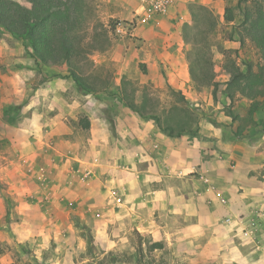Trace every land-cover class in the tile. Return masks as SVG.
<instances>
[{
  "label": "rangeland",
  "instance_id": "374dc122",
  "mask_svg": "<svg viewBox=\"0 0 264 264\" xmlns=\"http://www.w3.org/2000/svg\"><path fill=\"white\" fill-rule=\"evenodd\" d=\"M96 2L99 26L90 30L88 40L100 42L104 49L90 52L86 58L78 61L77 73L85 87L80 86L70 77L68 66L44 70L26 52L21 41L7 34L1 35L0 174L13 155L17 160L33 156L35 151L32 150L33 146L42 147L39 155L47 162L59 160L65 165H73L80 161H87L95 164L94 166L102 164L100 155L94 157L95 154L91 149L90 129H85L81 121L88 119L85 113L87 107L93 108V111L103 110L106 114L107 128L117 139L119 124L113 112L121 108V104L124 105L126 99L135 101L140 106L147 104L152 115L162 116L164 125L170 124L176 130H180L181 126H188L190 133L186 135L190 138L197 137L200 140L203 138L201 133L203 127L214 126L223 131L221 140L224 145H233L232 149H234L237 144L243 147L247 144L248 156L255 154V157L260 158L264 154V142H262L264 130L259 129L261 125L259 127L257 125L261 112H256L252 116L250 114L252 103L242 98L237 100L234 107H229L222 91L219 92V99H217L214 96V87L199 88L190 76L189 54L195 49V41L210 42L209 52H213L217 82L221 84H225L229 78L225 71L226 57H231L239 64L243 61L259 62V57L250 43L241 45L237 35L233 34V25L225 23L224 20L226 7L236 8L239 0H218L213 6L206 7L214 13L218 21V26L213 31L210 30L209 24L202 23L206 16L200 8L205 6L200 4L189 6L188 11L192 21L189 24L183 23L181 26V38L185 43L183 53L190 78V83H187L184 90L173 89L170 86L157 88L148 64L143 63V57L138 54L144 52L141 49L147 51L154 45V42L137 32L139 25L143 28L147 26L142 24V20L147 15L140 16L142 10L137 9L138 1L96 0ZM176 3L177 0L164 16H150L151 20H156L160 32L168 30L169 26L160 20L174 9ZM236 13L238 17V12ZM193 14L197 16L196 22ZM118 26L124 27L126 33H117ZM127 58H129L128 61L124 63ZM163 73L166 77L164 71ZM182 76L185 81L187 75ZM25 84L39 87L38 89L45 94L31 93L25 88ZM51 95L67 101L74 111L70 112L63 107L59 108L61 111L55 109L51 104L52 99L49 97ZM262 102L264 105V100ZM36 112L43 116V119L33 121L32 119L36 118ZM233 114L239 118L236 122H233ZM219 115L229 117L232 121H228L226 125ZM53 117L58 119L53 122L51 121ZM36 127H43L45 132H41L40 136H28L23 133L26 129ZM49 127L55 129L54 133L47 132ZM98 130L101 131L100 122ZM14 145L26 148L27 151L23 152L22 158L12 152ZM231 164L233 167V162ZM81 169L79 173L84 174L85 168L81 167ZM229 170L232 173L227 182L233 180V170L231 168ZM246 173L247 171L241 172L237 177L239 179L243 177L245 180ZM114 176L113 170L105 175L112 182L116 179ZM17 181L20 188L24 189L23 193H36L37 185L26 182L20 176L17 177ZM214 185L202 184L200 188L196 187V191L205 190L208 194L211 190L217 196L221 211L216 224L223 229L237 226L236 231L242 238L249 239L246 235L248 230L253 241L256 243L260 240L264 241V207H261L260 202H254L249 208V213H245L246 202L227 198L228 192ZM114 187L111 185V188L116 190ZM18 192L22 194L20 189L11 188L6 181L0 180L1 197L12 198V194ZM210 202H213L212 199L206 201V205ZM233 207L238 209L239 214L233 215ZM254 207H257L255 215L250 218L248 215ZM122 219L118 218L116 222V218L107 220L99 216L87 218L85 215L71 213L68 231L50 232L44 235L29 234L11 227H0V264H112L110 253L118 254V262L115 264H138L140 260V264H191L185 257H179L177 251L170 246H165L162 251L148 253V246L156 243L152 235L141 232L134 224L122 227L120 224ZM184 219L182 217L181 221L185 222ZM8 220L9 224L13 221L21 223L15 216L14 219L9 217ZM3 223H6V219ZM204 223L208 224L209 218H205ZM242 223L246 225L248 223V226L243 224L247 229L237 230L242 228ZM252 238L250 237L251 240ZM196 244H188V246L203 248ZM141 247L144 251L142 256L139 254ZM212 250V248L209 249V251Z\"/></svg>",
  "mask_w": 264,
  "mask_h": 264
},
{
  "label": "crops",
  "instance_id": "0c3cea01",
  "mask_svg": "<svg viewBox=\"0 0 264 264\" xmlns=\"http://www.w3.org/2000/svg\"><path fill=\"white\" fill-rule=\"evenodd\" d=\"M216 1L177 0L174 9L160 20L169 26L167 31L160 32L156 20L152 21L149 16L142 20V24L147 26L143 28L139 25L137 32L154 45L147 51L141 49L144 52L138 54L143 57V63L148 64L157 88L170 86L184 90L190 83L181 26L192 21L188 11L191 4L211 7ZM183 74L187 75L185 81ZM25 88L31 93L45 94L32 84H25ZM49 97L55 109L61 111L59 108L63 107L74 111L64 99L54 95ZM36 113L33 121L43 119ZM85 113L91 122V149L94 157L100 155L102 164L94 166L87 161L73 165H65L59 160L47 162L45 158H40L42 147L39 146H33V156L22 158L26 148L14 145L12 152L22 159L17 160L15 155L9 158L0 180L6 181L11 188L20 189L22 194L13 193L12 198L0 196V227L44 235L68 231L71 213L87 218H116V222L118 218H123L122 227L134 224L141 232L152 235L156 243L163 242L166 247L175 249L179 257H185L191 264H264V241H253L250 231L246 230L248 223H242V228L237 230L245 228L249 239L237 233V226L220 228L216 224L221 211L217 196L211 190L208 194L205 190L196 191V187L200 188L202 184H215L228 192L227 198L246 202L245 213H249L254 202H260L264 207V154L260 158L255 154L248 156L247 144H244L245 147L237 144L234 149L233 145H224L221 140L223 131L214 126H204L200 140L189 135L169 137L154 119L143 118L122 104L113 112L119 124L116 139L107 128L103 110L93 111V108L87 107ZM219 117L226 125L232 121L226 116ZM57 119L53 117L51 121ZM47 129L48 133L55 131L53 127ZM24 131L28 136H40L41 132H45L43 127ZM81 167L85 168L84 174L79 173ZM229 168L233 170V180L227 182L232 173ZM111 170L116 176L113 182L105 177ZM246 171L245 180L237 177ZM18 176L37 185L36 193H23ZM209 199L213 201L210 206L206 205ZM256 209L254 207L248 215L250 218L254 217ZM234 214H239V211L233 207ZM14 216L21 223L13 221L9 224L8 218L14 219ZM182 217L185 222L181 221ZM205 218H209L208 224L204 223ZM5 219L6 223H3ZM188 244L203 248H191ZM210 248L213 250L209 251Z\"/></svg>",
  "mask_w": 264,
  "mask_h": 264
},
{
  "label": "trees",
  "instance_id": "16d2710c",
  "mask_svg": "<svg viewBox=\"0 0 264 264\" xmlns=\"http://www.w3.org/2000/svg\"><path fill=\"white\" fill-rule=\"evenodd\" d=\"M200 9L206 16L202 23L209 24L211 31L215 30L218 21L214 13L206 7ZM193 19L197 21L194 14ZM224 20L233 25V34L237 35L241 45L250 43L259 62L243 61L239 64L226 57L225 71L229 78L225 84H221L217 82L213 52H209L210 42L195 41V49L189 54L191 79L199 88L214 87L217 99L222 91L231 108L238 99L250 101V114L253 116L261 112L257 125L264 130V0H239L236 8L226 7ZM98 26L96 0H0V37L7 34L21 41L26 52L42 69L68 66L70 77L80 86L85 87V84L77 73L78 61H82L90 52L104 49L100 42L88 40L90 30ZM124 105L143 118L154 119L160 130L169 137L182 138L190 133L188 126L176 130L170 124L164 125L162 116L152 115L147 104L140 106L126 99ZM238 119L233 114V122ZM81 124L87 130L91 127L89 119L82 120ZM164 249V244L153 243L148 246L147 252ZM143 253L141 247L140 256ZM109 255L112 264L118 262V254Z\"/></svg>",
  "mask_w": 264,
  "mask_h": 264
},
{
  "label": "built area",
  "instance_id": "2783aa9c",
  "mask_svg": "<svg viewBox=\"0 0 264 264\" xmlns=\"http://www.w3.org/2000/svg\"><path fill=\"white\" fill-rule=\"evenodd\" d=\"M139 9L142 10L140 16H164L169 12V9L175 4L176 0H137ZM119 34H125L126 29L122 26L116 28ZM228 222H231L228 220ZM247 235V234H246Z\"/></svg>",
  "mask_w": 264,
  "mask_h": 264
}]
</instances>
